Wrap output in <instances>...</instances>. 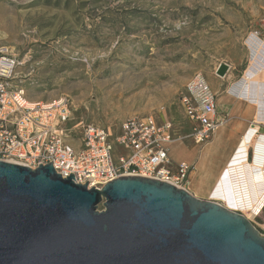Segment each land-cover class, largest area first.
Returning a JSON list of instances; mask_svg holds the SVG:
<instances>
[{"label":"rangeland","instance_id":"rangeland-1","mask_svg":"<svg viewBox=\"0 0 264 264\" xmlns=\"http://www.w3.org/2000/svg\"><path fill=\"white\" fill-rule=\"evenodd\" d=\"M251 36L264 40V0H0V47L17 62L13 86L32 100L67 98L72 123L113 134L132 116L170 120L175 162L194 149V164L202 149L179 102L186 82L201 74L219 98L251 63ZM220 63L230 66L223 78L215 73ZM233 105L219 103L225 123L222 109ZM225 123L212 166L227 145ZM193 173L188 191L211 201ZM247 219L264 236V208Z\"/></svg>","mask_w":264,"mask_h":264},{"label":"water","instance_id":"water-1","mask_svg":"<svg viewBox=\"0 0 264 264\" xmlns=\"http://www.w3.org/2000/svg\"><path fill=\"white\" fill-rule=\"evenodd\" d=\"M60 175L0 161V264H264V236L219 203L140 175L100 189Z\"/></svg>","mask_w":264,"mask_h":264},{"label":"built area","instance_id":"built-area-1","mask_svg":"<svg viewBox=\"0 0 264 264\" xmlns=\"http://www.w3.org/2000/svg\"><path fill=\"white\" fill-rule=\"evenodd\" d=\"M16 66L15 58L0 47V161L31 169L51 162L62 178L72 173L76 183L87 181L88 188L100 189L120 176L140 175L187 190L194 164L170 157L169 145L174 141L170 120L132 116L122 121L115 134L94 123H72L67 98L32 100L10 83ZM179 102L193 142L208 144L225 119L218 113L216 94L201 74L186 82ZM115 146L120 153L114 156Z\"/></svg>","mask_w":264,"mask_h":264},{"label":"bare ground","instance_id":"bare-ground-1","mask_svg":"<svg viewBox=\"0 0 264 264\" xmlns=\"http://www.w3.org/2000/svg\"><path fill=\"white\" fill-rule=\"evenodd\" d=\"M256 37L251 36V63L243 76L230 82L225 89L227 96L253 110V123L242 132L236 145L235 142L231 145L225 164L206 191L213 201L229 210L240 211L249 219L259 216L264 208V131H259L261 124L264 127V68L261 67L264 65V40ZM206 145L198 153L192 176L193 182L203 189H206L205 179L211 174V170L206 173L209 170L204 159Z\"/></svg>","mask_w":264,"mask_h":264},{"label":"crops","instance_id":"crops-1","mask_svg":"<svg viewBox=\"0 0 264 264\" xmlns=\"http://www.w3.org/2000/svg\"><path fill=\"white\" fill-rule=\"evenodd\" d=\"M212 91L216 94L217 96V92L212 88V86L210 85ZM216 87V86H215ZM232 101L234 102V105L230 108L228 107H224L222 109V112L225 111L227 112V115L230 119H228V122L225 123L227 124V145L226 147H224V151L222 152L221 155V160H219V162L214 163V166L211 165L212 163V159H213V152L215 150H218L219 147L222 146V144L219 142L220 141V133H217V131L214 133L215 136L214 140L207 144L204 147V155H205V162L209 163L208 168L209 170H211V174L208 178L205 179V188H210L214 179H215V174L218 173V170L225 164V160L227 158V154L230 151V149L232 148L231 145L235 142V145L239 139V137L241 136L242 132L246 129V127L250 124H252L253 122V110L250 108L245 107V105L243 103H240L238 100L233 99L232 97L226 96L225 91L224 93H220V97L218 98L217 96V109H219V103L225 104H232ZM263 125V124H261ZM263 127V126H260ZM260 131V129H259ZM263 132V131H262ZM219 139V140H218ZM170 146L169 145V155H170ZM194 150V149H193ZM193 150H187L189 151L188 153L190 154V156L188 158H180L179 160H177L178 162L180 161H186L187 163H192L191 161L193 160V155H194V151ZM229 150V151H228ZM228 151V152H227ZM171 157V155H170ZM195 170V166L193 168V170L191 171L190 174H192ZM190 176V175H189ZM191 184V181H188V184ZM188 190V188H187Z\"/></svg>","mask_w":264,"mask_h":264}]
</instances>
